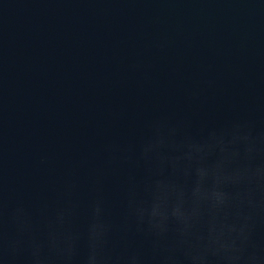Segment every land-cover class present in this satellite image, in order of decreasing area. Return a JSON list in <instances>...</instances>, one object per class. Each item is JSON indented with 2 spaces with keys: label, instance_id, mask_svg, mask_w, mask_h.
Segmentation results:
<instances>
[{
  "label": "water",
  "instance_id": "1",
  "mask_svg": "<svg viewBox=\"0 0 264 264\" xmlns=\"http://www.w3.org/2000/svg\"><path fill=\"white\" fill-rule=\"evenodd\" d=\"M158 119L196 139L237 121L264 132V0H0V190L37 240L78 234L80 264L97 174L118 223L128 177L145 172L109 167L106 146L135 159Z\"/></svg>",
  "mask_w": 264,
  "mask_h": 264
},
{
  "label": "clouds",
  "instance_id": "2",
  "mask_svg": "<svg viewBox=\"0 0 264 264\" xmlns=\"http://www.w3.org/2000/svg\"><path fill=\"white\" fill-rule=\"evenodd\" d=\"M148 127L150 135L141 140L135 159L127 154L131 149L105 148L109 167L127 162L145 172L140 180L128 177L118 223L108 218L97 174L80 264H264V242L257 239L258 225L264 224V132L237 121L196 139L181 135L183 122L158 119ZM67 187L71 192L77 183ZM69 214V209L58 212L61 225ZM31 233L24 207L9 213L0 190L4 264H18L25 251L29 264L76 260L78 234L69 233L67 246L61 247L54 229L47 245ZM130 236L141 237L148 248L129 246Z\"/></svg>",
  "mask_w": 264,
  "mask_h": 264
}]
</instances>
